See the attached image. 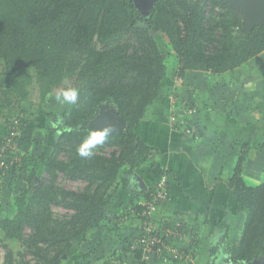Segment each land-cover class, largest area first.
Segmentation results:
<instances>
[{"label":"trees","instance_id":"16d2710c","mask_svg":"<svg viewBox=\"0 0 264 264\" xmlns=\"http://www.w3.org/2000/svg\"><path fill=\"white\" fill-rule=\"evenodd\" d=\"M208 2L219 6L217 15L209 14ZM125 34L134 35L135 46L117 42ZM156 34L163 35L177 55L181 78L189 70L224 73L264 54V18L245 27L244 12L229 1L153 0L143 12L135 0H0V62L5 77L0 87L1 174L9 173L15 182L17 170L25 169L36 121L31 116L35 112L26 110L22 102L29 95L27 87L34 75L42 100L64 77L81 92L77 103L66 106L54 125V112L37 111V115L49 119L46 129L59 133L58 141L52 151L35 156L33 168L27 169L26 187L13 199L15 212L0 220L4 237L26 244L37 257L34 263L24 264H62L74 245H86L89 236L109 220L126 216L138 219L137 232L104 264H145L136 243L142 223L139 201L150 199L154 186L130 189L129 206L119 214L111 212L109 205L119 188H130L128 176L119 177L121 169L133 171L157 164L158 150L134 131L158 97L166 74ZM109 41L115 43L108 45ZM104 103L113 106L126 125L121 131L111 132L97 147L100 151L105 146L117 149L108 156L95 151L92 158H81L75 147L90 128L87 121ZM172 124L187 136L181 124ZM62 150L67 152L66 159L58 158ZM241 151L225 182L236 211L244 213L243 227L237 240L227 238L222 251L233 264H264V169L261 182L248 180L242 174L246 152ZM40 168L49 176L45 182L38 176ZM59 172L71 179H84L87 184L80 190L58 186L55 181ZM164 173L160 170L158 177ZM53 203L73 212L66 219L53 218ZM131 207L136 214H131ZM157 210L150 217L156 225ZM25 227L30 231L27 236ZM191 242L197 243L196 237ZM4 247L6 255L1 264H13L12 251ZM124 252H130V263ZM215 253L216 247H209V254ZM182 254L183 258L177 260L182 264H191L185 256L199 264L193 252L182 250Z\"/></svg>","mask_w":264,"mask_h":264},{"label":"crops","instance_id":"0c3cea01","mask_svg":"<svg viewBox=\"0 0 264 264\" xmlns=\"http://www.w3.org/2000/svg\"><path fill=\"white\" fill-rule=\"evenodd\" d=\"M260 55L264 54H258L244 64L253 62V59ZM243 65L220 74L189 70L185 77L181 78L183 81L180 83L183 86L180 85L181 90L178 89L176 94L178 97L174 103L172 99L162 95L161 85L158 97L148 106L144 118L134 128L143 142L158 150L157 164L153 168L140 170L143 172H140L141 174L138 172L140 176H136L135 179L128 176L130 188L118 189L109 205L110 211L115 214L127 209L132 197L130 189L141 186L138 179L141 178L145 186L150 188L154 186L160 170H165L170 198L164 205L159 206L155 220L158 225L178 222L179 226L175 229L177 234L172 244L181 250L193 252L199 264L217 263L223 252L222 247L228 242L227 238L234 242L235 240L232 241L236 237L234 234L243 223L242 219H239L237 224L235 221L232 223L233 218L239 214L236 211L233 194L225 182L229 173L224 175L223 172L233 171L235 165L233 161L236 159L234 146L239 144L238 139H242L244 130L258 119V114L264 116V73L260 72L255 80H250L248 74L251 75L254 71L250 65H247L248 67ZM260 76H263L261 81ZM217 78L223 79V88H219L221 82L214 81ZM208 79L211 82H208L206 87L201 85L202 80ZM212 81L214 85L211 84ZM256 81L261 82L260 87L255 86L254 89L248 87V84ZM195 84L201 87L197 91H191ZM246 89H251L254 93L245 94L242 90ZM201 97L202 101L207 103L203 107L200 103ZM253 98H260L258 105H255L256 110L246 111L245 107ZM182 100L198 107L197 138L184 136L169 119L171 108ZM210 102L213 105L208 107ZM261 137L264 139V133ZM244 143V148L251 146L249 140ZM254 160L257 161V156ZM246 161H251V155L245 159V164ZM259 163L263 167L264 158H260ZM137 224L138 219L132 216L109 220L100 230L89 236L85 247L96 244L101 255L104 253L110 255L112 252L118 254L124 249L127 239L136 234ZM194 237L197 243L191 242ZM211 246L216 247V255L209 254ZM122 255L129 263L131 262L130 252L129 254L124 252ZM97 257L95 252L92 260H96ZM144 262L182 264L179 261L165 262L154 253Z\"/></svg>","mask_w":264,"mask_h":264},{"label":"rangeland","instance_id":"374dc122","mask_svg":"<svg viewBox=\"0 0 264 264\" xmlns=\"http://www.w3.org/2000/svg\"><path fill=\"white\" fill-rule=\"evenodd\" d=\"M140 1V0H139ZM219 3H223L224 1L228 0H217ZM233 1L231 0V3ZM233 4V3H232ZM234 5V4H233ZM235 6V5H234ZM206 9L208 10L209 14L212 15H217L219 12L220 8L218 5H215L212 2H208L206 4ZM253 18V17H252ZM251 20L247 21L245 17V27L247 25H250L252 22ZM218 31H215L217 33ZM155 39L158 43L159 51L163 54L164 56V62L166 66V74L161 80V85H162V90L163 93L162 95L166 96L167 99L168 97L172 99L173 103L176 101V96L178 89L181 90V84L180 82L183 81L181 80V77L178 74V57L174 53V51L171 49L167 39L160 34L155 35ZM117 42L124 43L128 42L129 45L135 46L136 45V40L134 38V35L132 34H125L124 36H120L117 40ZM108 45H111L112 43L114 44L115 42L109 41L107 42ZM106 43V44H107ZM105 44V45H106ZM96 46L98 47H103V44L96 43ZM131 50V48L129 49ZM245 65V64H244ZM243 65V66H244ZM254 71L251 75L248 74V78L250 80H255V77L258 76V74L264 73V55L257 56L256 58L253 59V62H249V64ZM245 65L244 67H248ZM189 71H187L188 73ZM242 73V71H240ZM239 74V72H238ZM187 77V76H186ZM262 80L263 76H260ZM188 78V77H187ZM259 79V77H258ZM209 80V81H208ZM208 80H202L203 86H207L208 82H211L210 79ZM216 82H221L219 85V88L224 87L223 79H218L214 80ZM214 81H212V85H214ZM5 84V77L3 74V65L0 62V87L4 86ZM185 84V83H184ZM250 88H255V86H261V82H251L248 84ZM253 86V87H251ZM55 88L51 89L45 96V98L42 100L40 97V92H39V85L37 81V77L34 75V79L32 80L31 84L27 87L29 95L27 98L22 102V106L28 110L29 112H35L32 116V118L36 121V125L33 131L32 135V144L29 148V151L27 153V158L26 161L24 162L25 169L22 170H17L19 172V177L18 179L14 182L11 175L9 173H0V220L6 217L11 216L15 212V208L13 206V199L17 197L21 191L26 187L27 185V176L29 175V170L30 168H33L35 164V156L45 150L52 151L54 143L58 141L59 138V133L58 132H53L51 130L46 129L47 128V120L48 118L42 117L40 115H37V111L39 109H44L49 112H54L56 115L55 118L52 119L53 125L59 121V118L62 115V112L66 108V106H60L57 104L55 101L54 95L52 93L55 91ZM201 87V86H200ZM198 84H195L192 86L193 90L190 89L191 91H197L198 88H200ZM238 91H240V86H238ZM177 90V91H176ZM188 91V90H186ZM244 91L245 94H250L254 93L251 89H246L242 90ZM168 92V93H167ZM180 92V91H179ZM199 92V91H198ZM189 94V93H188ZM206 95V93H204ZM224 94V93H223ZM256 97V96H255ZM207 98V97H206ZM187 100V99H184ZM184 100L181 102L179 101L177 103V107L180 110V107L183 105ZM260 98H253V101H251L245 108L247 110H254L256 106L258 105ZM202 97L200 98V103L201 107L206 105L204 101H202ZM257 102V103H256ZM209 103V102H208ZM221 103V102H220ZM190 104V103H189ZM257 104V105H256ZM213 103L210 102L208 104V107L212 106ZM256 105V106H255ZM244 110V109H243ZM256 110V109H255ZM259 110V109H258ZM228 115V114H227ZM228 120V119H227ZM263 126H264V116L261 114H258V119L249 125L245 130H244V136L242 139L239 140V144H235V160L233 161V164L237 161V158L242 152L241 150L246 152L245 159H247L248 155H251V161L247 162L246 164L244 163L245 167H243L242 174L251 182L254 183H259L263 180V167H261L260 158H264V139L261 137L264 133L263 131ZM2 127L0 126V129ZM263 132V133H262ZM250 141L251 146L249 148H244L245 146V141ZM67 148L66 146H63ZM117 148L115 147H110V146H105L104 148L99 150V148H96V152H101L100 154L103 155H110V153ZM240 151V152H239ZM257 156V161L254 160V158ZM58 158L60 159H66L67 158V152L65 150H62ZM35 160V161H34ZM245 161V160H244ZM232 164V166H233ZM235 166V165H234ZM249 167V168H248ZM148 166L143 165L133 171H128L126 168L121 169L119 177L127 175L132 179H135L136 176H140L138 172H143L140 170H146ZM139 170V171H138ZM232 170L228 172H223V174L229 173L226 177H229L230 173ZM141 174V173H140ZM38 176L41 178L43 182L46 181V179L49 178L48 174L46 172H43L42 169L40 168L38 170ZM35 179V178H34ZM156 180V179H155ZM139 181V180H138ZM55 183L58 186H61L65 189H74V190H80L85 187L87 184V181L81 178L77 179H71L66 177L63 173L59 172L56 178ZM95 186V184H94ZM120 189V188H119ZM122 189V188H121ZM50 212L52 213L53 218H61V219H66L69 217V215L73 212L71 209L63 207L61 205H56V204H51L50 205ZM239 216L233 218V222L235 221V224L239 222V219H242L244 221V213L243 212H238ZM232 216V214H230ZM243 223L241 224V227L239 231L235 232L234 236H236L232 241L236 240L242 230ZM29 228L25 227L24 228V233L25 236L29 234ZM96 233V232H93ZM87 243V241H86ZM7 246L12 253V261L13 264H24V262L29 261L34 263L37 259V257L31 252V248H28V246L20 241H17L15 239H8L4 237V234L0 231V264L4 262L5 260V255H6V248L4 247ZM41 246H43L41 244ZM98 245L96 244H90L88 247H85V245H74V247L71 249L69 254L64 256L62 259L63 262L62 264H104V261L108 258L109 255L106 253L101 255L100 248H97ZM97 252V259L92 260L94 253ZM91 260V261H90ZM216 262V260L214 261ZM119 264V261L116 262ZM218 263V261H217ZM254 264H259L258 261H255Z\"/></svg>","mask_w":264,"mask_h":264},{"label":"built area","instance_id":"2783aa9c","mask_svg":"<svg viewBox=\"0 0 264 264\" xmlns=\"http://www.w3.org/2000/svg\"><path fill=\"white\" fill-rule=\"evenodd\" d=\"M175 105L171 108L170 121L181 124L182 130L187 136L197 138L198 127L196 115L198 113V107L185 101L180 107V110ZM0 165L2 164L0 163ZM169 198V186L167 184L166 174L164 173L155 180L151 198L139 201V204L142 206V210L139 213V216L142 218V223L138 234L139 239H137L136 243L142 249V260H146L153 253L165 262L177 261L183 258L182 250L172 244L177 234L175 229L179 226V223L176 222L172 225L161 224L158 226L150 221V217L156 212L159 203ZM129 211L132 215L136 214L132 207ZM185 259L190 261L191 264H195L193 259L187 256H185Z\"/></svg>","mask_w":264,"mask_h":264},{"label":"water","instance_id":"95a60500","mask_svg":"<svg viewBox=\"0 0 264 264\" xmlns=\"http://www.w3.org/2000/svg\"><path fill=\"white\" fill-rule=\"evenodd\" d=\"M231 3V0H228ZM235 8L237 10H241L244 12L246 20L249 21L252 18V22L247 27L252 26L258 20L264 18V0H232ZM135 2L139 5L143 12H146L151 5L153 0H135ZM231 3V4H232ZM232 4V5H233ZM111 124L112 125V132L114 131H121L124 129L126 122L124 118L118 113V111L107 103L102 104L99 108L97 113L87 121V126L90 128H100L104 124ZM141 186L146 187L143 180L140 178ZM221 257L218 263L214 264H232L231 258L221 253ZM224 256V257H223ZM226 256V257H225ZM255 261L252 262L254 264Z\"/></svg>","mask_w":264,"mask_h":264},{"label":"clouds","instance_id":"9594fccd","mask_svg":"<svg viewBox=\"0 0 264 264\" xmlns=\"http://www.w3.org/2000/svg\"><path fill=\"white\" fill-rule=\"evenodd\" d=\"M80 94V88L68 77H64L59 86L52 93L57 104L62 107L75 105ZM65 130L71 131L70 128H66ZM111 132L112 125L107 123L100 128H87L83 138L75 147L77 155L81 158H92L97 146L103 145L111 135Z\"/></svg>","mask_w":264,"mask_h":264}]
</instances>
